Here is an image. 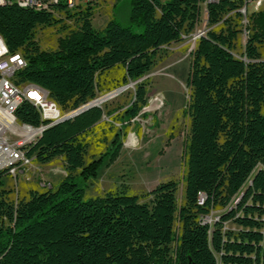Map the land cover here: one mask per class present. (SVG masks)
Masks as SVG:
<instances>
[{
	"label": "trees",
	"instance_id": "16d2710c",
	"mask_svg": "<svg viewBox=\"0 0 264 264\" xmlns=\"http://www.w3.org/2000/svg\"><path fill=\"white\" fill-rule=\"evenodd\" d=\"M205 1L130 0L128 25L113 18L101 32L92 25L93 4L61 12L76 30L54 51L41 50L36 35L62 19L0 6V36L28 62L19 81L46 89L60 108L74 111L148 74L163 46L194 32ZM243 7V0L208 3L212 29L190 54L183 203L175 181L157 185L148 202L125 190L83 201L81 182L96 177L102 161H85L84 138L104 117L94 107L50 127L31 146L37 163L64 160L66 176L56 187L32 189L16 201L0 173V264H218L217 256L221 264H264V11L248 13L243 44ZM147 93V83H138L130 118L146 106ZM16 116L42 123L29 103ZM212 211L223 212L213 225L203 223ZM231 220L240 227L236 234L224 232Z\"/></svg>",
	"mask_w": 264,
	"mask_h": 264
},
{
	"label": "rangeland",
	"instance_id": "374dc122",
	"mask_svg": "<svg viewBox=\"0 0 264 264\" xmlns=\"http://www.w3.org/2000/svg\"><path fill=\"white\" fill-rule=\"evenodd\" d=\"M92 6L96 14L92 20L93 28L103 31L106 24L116 18L123 26L128 25L130 0H97ZM264 11L262 6L255 11ZM249 8L241 25L243 35L241 41L247 40L246 27L249 25ZM62 21L52 27H43L37 31L36 39L43 51H54L58 41L76 30L75 21L65 16L58 17ZM206 9L201 5L200 20L193 33L207 32L212 27L206 24ZM196 41L182 38L177 43L163 46L158 53L155 67L140 80L130 81L128 87L114 97L104 102H97L108 96L99 93L96 103L104 111L102 122L84 138L87 143L86 165L94 160H102L96 177L82 180L84 189L83 201L102 198L108 193H118L125 190L129 195L141 198V202H148L146 195L157 185L168 181H175L178 186L177 202L180 206L184 201V149L190 128V117L185 113L190 98L187 78L190 70L191 52ZM147 83V104L135 118L129 117L137 84ZM112 92V91H111ZM158 97L162 103L154 99ZM150 105H152L150 107ZM67 115L70 109H62ZM120 134L122 147L117 154L110 155L111 145L115 137ZM131 137L134 139L131 144ZM38 169L31 174L30 180L18 183L6 178L5 185L13 189L12 199L20 201L27 198L32 189H38L39 182L46 181L56 187L66 176L65 163L60 157L48 164L37 163ZM77 172V175H79ZM44 190V189H43ZM238 197L233 198L231 204L235 206ZM231 207V208H232ZM223 211H212L207 221L213 225L216 218ZM264 221V218H263ZM240 227L229 221L224 224V232L238 233ZM264 232V228L262 230ZM218 264H221L217 256Z\"/></svg>",
	"mask_w": 264,
	"mask_h": 264
},
{
	"label": "built area",
	"instance_id": "2783aa9c",
	"mask_svg": "<svg viewBox=\"0 0 264 264\" xmlns=\"http://www.w3.org/2000/svg\"><path fill=\"white\" fill-rule=\"evenodd\" d=\"M97 0H3L0 6H17L39 12H48L61 17V12H75L80 8L92 5ZM221 0H206L208 3H218ZM244 7L240 12L246 16L249 8L258 11L263 0H243ZM207 24V13H206ZM207 32L182 35L188 41H197ZM27 60L21 52L11 53L0 36V173L4 174L18 186V183L28 181L31 174L38 169L36 155L30 154V149L43 133L50 127L63 122L65 114L59 105L50 99L49 92L33 83L20 82L19 74L27 67ZM162 103L158 97L154 99ZM25 103H29L37 110L42 123L39 126L21 123L17 117H10V110H18ZM152 105H150L151 107ZM71 113V112H70ZM39 189H53L51 183L39 182ZM206 196L199 193L198 204L203 205ZM208 216L203 223L209 224ZM219 217L216 218V221Z\"/></svg>",
	"mask_w": 264,
	"mask_h": 264
},
{
	"label": "water",
	"instance_id": "95a60500",
	"mask_svg": "<svg viewBox=\"0 0 264 264\" xmlns=\"http://www.w3.org/2000/svg\"><path fill=\"white\" fill-rule=\"evenodd\" d=\"M127 87H128V85L123 86V87H121V88H118V89H116V90L110 92L108 95H109V97H110V96H111V97H114L115 95H117L118 93L122 92V90H124V89L127 88ZM94 107H101L99 104L96 103V99L93 100V101H91V102H89L88 104H86V105L80 107L79 109L74 110V111H72L71 113L67 114V115L65 116V118H64L63 121H66V120H69V119H71V118H74V117H76V116H78V115H80V114L86 112L87 110H89V109H91V108H94Z\"/></svg>",
	"mask_w": 264,
	"mask_h": 264
},
{
	"label": "bare ground",
	"instance_id": "6f19581e",
	"mask_svg": "<svg viewBox=\"0 0 264 264\" xmlns=\"http://www.w3.org/2000/svg\"><path fill=\"white\" fill-rule=\"evenodd\" d=\"M111 97V96H110ZM109 95L108 96H105L104 98H101L100 100H98L97 102H104L105 100H108L109 98ZM18 110H10V117H17L16 116V113H17ZM134 139L131 137V144H132V141Z\"/></svg>",
	"mask_w": 264,
	"mask_h": 264
},
{
	"label": "clouds",
	"instance_id": "9594fccd",
	"mask_svg": "<svg viewBox=\"0 0 264 264\" xmlns=\"http://www.w3.org/2000/svg\"><path fill=\"white\" fill-rule=\"evenodd\" d=\"M3 2V0H0V3H2Z\"/></svg>",
	"mask_w": 264,
	"mask_h": 264
}]
</instances>
